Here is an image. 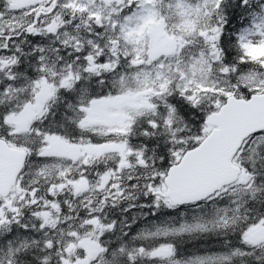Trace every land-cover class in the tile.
I'll list each match as a JSON object with an SVG mask.
<instances>
[{
    "label": "snow or ice",
    "instance_id": "1",
    "mask_svg": "<svg viewBox=\"0 0 264 264\" xmlns=\"http://www.w3.org/2000/svg\"><path fill=\"white\" fill-rule=\"evenodd\" d=\"M0 264H264V0H0Z\"/></svg>",
    "mask_w": 264,
    "mask_h": 264
}]
</instances>
